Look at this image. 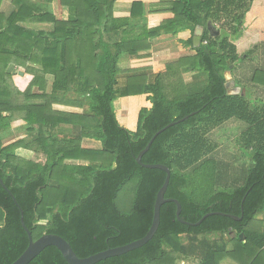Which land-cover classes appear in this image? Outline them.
<instances>
[{
  "label": "trees",
  "instance_id": "16d2710c",
  "mask_svg": "<svg viewBox=\"0 0 264 264\" xmlns=\"http://www.w3.org/2000/svg\"><path fill=\"white\" fill-rule=\"evenodd\" d=\"M116 1L63 0L69 9L66 20L50 15L44 3L26 0H18V11L9 16L0 14V27L5 22L0 30V131L9 128L16 111L24 112L21 118L28 131L38 125L36 136L28 142L19 139L3 145L0 138V264H11L28 244L14 199L33 239L45 233L60 235L79 257L143 237L166 174L141 166L136 157L157 131L173 121L178 122L156 135L141 162L169 168L164 197L180 202L181 219L194 223L206 213L213 214L192 226L176 218L174 202H165L158 228L146 244L95 264H180L183 260L220 264L225 257L238 264H264V231L247 228L264 210V101L252 103L241 90L228 94L225 79V72L252 52H238L243 32L258 31V38L264 39L262 0H174L170 2L173 16L153 30L129 23L143 15V1L132 2L130 17H115ZM154 8L159 6L150 10ZM27 19L52 22L54 29L30 30L17 24ZM208 22L221 33L211 35ZM198 25L203 31L194 47ZM183 29L190 30L184 43L194 53L167 62L164 71L152 74L149 81L145 73L132 74L119 67L123 54L136 56L149 50L160 33L175 35ZM5 56L37 65L25 63L24 71L36 73L29 87L37 86L38 92H19L23 96L14 105L5 72L13 74L5 69ZM184 73H191L192 79L185 81ZM47 74L53 76L50 93ZM250 81L264 87V67L255 68ZM71 92L86 105L84 112L51 109L57 93L67 101ZM141 93H150L151 106L140 108L136 129L131 131L118 123L116 109L122 97ZM31 98L43 103L31 104ZM70 118H78L79 136L100 140L101 149L81 148L79 136L62 139L58 146L54 135L45 136L44 124L54 126ZM230 118L246 124L238 139L249 151V163L226 183L228 164L211 153L217 145L205 136ZM30 144L35 149L42 146L44 163L15 155L16 148ZM65 159L91 163L66 164ZM129 185L134 199L131 209L124 211L118 199ZM215 234L218 237H211ZM28 264L69 263L56 247L47 246Z\"/></svg>",
  "mask_w": 264,
  "mask_h": 264
},
{
  "label": "crops",
  "instance_id": "0c3cea01",
  "mask_svg": "<svg viewBox=\"0 0 264 264\" xmlns=\"http://www.w3.org/2000/svg\"><path fill=\"white\" fill-rule=\"evenodd\" d=\"M18 0H0V14H4L5 16H9L13 11H18ZM29 4L36 3H44L46 5V9L48 10L50 15L55 16L57 19L66 20L69 17V9L61 3L63 0H26ZM134 0H117L113 7V16L115 17H130L131 15V4ZM144 2L143 6V15L140 18H133L129 20V23L132 25L136 24H144L150 30L156 29L160 23H162L165 19L171 18L173 13L170 11V2L174 0H140ZM159 6V8H154L152 11L150 7ZM64 14V16H63ZM18 25L23 26L27 29L32 30H45L52 31L54 29V24L52 22H35L28 19L23 21H18ZM5 26V22L4 25ZM3 26H1L3 28ZM0 27V30H1ZM190 37V30L183 29L179 30L175 35L171 33H160L158 36L154 37L151 40V48L146 51H140L136 56H129L127 53L123 54L120 57V61L118 63L119 67L122 70H131L130 73H145L147 75V80L152 74H156L157 72L164 71L165 64L167 62L176 61L173 58L191 55L194 53L189 47H187L184 43ZM5 60L7 62L6 70L12 73L10 76L5 72V79L7 81V85L9 89L12 91V104L19 103L21 96L27 93H37V86L29 87V82L36 74L35 72L25 73V63L26 65L37 66L35 63H31L28 61H24L25 63H16L11 61L10 56H5ZM152 65L153 67H150ZM188 73L182 74L185 75ZM142 75V74H141ZM45 78L48 80V85L46 88V92H51V80L53 76L51 74L45 75ZM184 78V76H183ZM192 79V75H190L188 81ZM185 80V79H184ZM23 93L22 95L19 93ZM150 93H141L137 95L124 96L120 99V101H127L134 98V100H138L141 103V107L138 108V111L142 107L149 108L151 106V101L149 100ZM57 100H54L51 103V109L64 113H82L86 110V105L83 102H78L79 96L71 92L67 95V101H63L62 97H59V93L56 96ZM142 98V99H140ZM31 104L43 103V99L31 98L28 100ZM118 111H120L118 109ZM137 111V116H138ZM7 112H4L5 115ZM24 112L16 111L11 116L10 126L5 131H0V138L3 145H8L12 142H15L19 139H25V142L32 140L33 137L36 136V129L38 127L37 124H33L36 127L33 132L28 131V123L25 122L21 116H23ZM124 115V114H123ZM122 115V116H123ZM48 117H51L47 115ZM117 118V115H116ZM118 121V119H117ZM78 118H74V120L67 119L64 121H58L56 125L51 126L49 124L43 125V130L45 136L56 137L57 145L62 139L69 140L72 137H78L80 135V126L77 124ZM124 125H122L119 121L118 123L128 130L134 131L136 129L137 118L135 121V126L132 128L129 127L130 123L124 118ZM79 123V122H78ZM45 137V138H46ZM80 137V136H79ZM35 144V143H34ZM31 146H20L14 150L15 155L22 157L26 160H33L35 162L44 163L46 160V154L41 146L39 149H35L33 144ZM79 145L83 149H93L99 150L101 149V142L98 139L91 137H80ZM64 163L66 164H75V165H89L91 162L89 160L84 159H65ZM115 164L113 163L112 166ZM9 168V167H8Z\"/></svg>",
  "mask_w": 264,
  "mask_h": 264
},
{
  "label": "rangeland",
  "instance_id": "374dc122",
  "mask_svg": "<svg viewBox=\"0 0 264 264\" xmlns=\"http://www.w3.org/2000/svg\"><path fill=\"white\" fill-rule=\"evenodd\" d=\"M261 6L264 9V0L261 1ZM261 27L263 29L264 19L261 22ZM207 28L211 35L221 33L220 28L215 23L208 22ZM258 33H259L258 31L243 32V35L241 36V38H239V40L241 39L243 41V44H241L240 46L241 48L238 49L239 50L238 52L239 54H243L248 50H252V52L248 54L247 59L240 61L239 63L236 64L235 67L232 66L231 71L229 72L230 75L232 76V79H234L235 86L239 87L241 93L245 94L249 100H252L251 101L252 103H254L253 101H255L256 103L259 102L260 100L264 101V87L253 84V82L250 81V76L253 70L255 68L264 67V53H263L264 39L258 38ZM173 59L177 60L176 57L173 58L172 56V60ZM150 67L153 66L150 65ZM190 75L191 73L183 75L185 81H188ZM177 90L180 94H184V91H181L180 88ZM141 106H142L141 103L138 100H134V98H131L129 102L128 100L119 101L118 109L120 111L116 109V115L118 121L122 125H124L125 123L124 118H125V120L130 123L129 127L133 128L136 124L135 121L137 118L138 108ZM245 128H246V124L243 121L238 120L236 118H230L222 122L218 127L208 132L205 136L212 143H215L217 145L215 150L211 153H213V155L217 159L228 164L227 165L228 173L225 179L226 183H230L233 176H235L242 168L247 166L249 163V158H248L249 151L244 149L245 147L241 143H239L240 140L238 139L240 132H242ZM131 186L129 185L127 188L123 189L122 192L120 193V198L118 199V204L120 208L124 211H129L133 203L134 194ZM247 228L264 231V210L259 212L254 217V219H252V221L248 224ZM211 237L216 238L218 237V235L215 234L212 235ZM180 264H196V261L183 260L180 262ZM220 264H238V263H236L235 261L231 260L228 257H225L224 259H222Z\"/></svg>",
  "mask_w": 264,
  "mask_h": 264
},
{
  "label": "water",
  "instance_id": "95a60500",
  "mask_svg": "<svg viewBox=\"0 0 264 264\" xmlns=\"http://www.w3.org/2000/svg\"><path fill=\"white\" fill-rule=\"evenodd\" d=\"M202 31H203L202 25H198L194 31V36H193V46L194 47H197L199 45L200 35L202 34ZM225 79H226L227 93L228 94L238 93L240 88L234 85V81H233L232 76L230 75L229 71L225 72ZM181 120L182 119H180L179 121H181ZM177 122L178 121L170 122L165 127L160 129L159 131H157L151 137V139L149 140L147 145L138 153V155L136 157L137 163L140 164L141 166H143L145 168H157V169L164 171L166 174L163 184L161 185V187L159 188V190L156 193V197H155V201H154V205H153V216H152L151 225L143 237L138 238L136 240H133V241H131L127 244H124V245H120V246H116V247H108L105 250L96 252V253L91 254L89 256H86V257H79L74 252V250L72 249L70 244L60 235L53 234V233H45V234H42L41 236H39L38 238L33 239L31 236L30 230L24 224L23 211L13 197L14 202L20 211L21 226L23 227V229L25 230V232L27 233V236H28V244H27L26 248L24 249V251L11 264H28L36 255H38L47 246L56 247L60 251L62 256L64 257V259L69 264H95L96 262H98L100 260H104L106 258L113 257V256H119V255L127 253L131 250L137 249V248L143 246L144 244H146L155 234V232L158 228V225H159V220H160V207L165 202L171 201V202L175 203V205H176V218L184 224H188V225H192V226L198 225L203 221V219L205 217L213 214L212 212L206 213L198 221H196L194 223L186 222L183 219H181L180 218V211H181L180 202L174 198H165L164 197V193L166 191L168 181L170 178L169 168L166 165L159 164V163L144 164L141 162L142 155L148 150L149 146L151 145V143L154 140V138L156 137V135L159 132H161L162 130H164L165 128H167L168 126H171ZM0 183H2L1 179H0ZM228 216L235 219V220H241L242 219V217H238V216H235L232 214H228Z\"/></svg>",
  "mask_w": 264,
  "mask_h": 264
}]
</instances>
